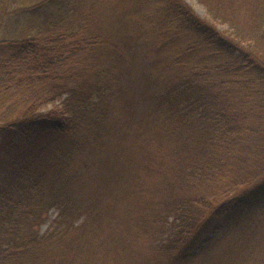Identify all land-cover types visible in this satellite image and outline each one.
I'll list each match as a JSON object with an SVG mask.
<instances>
[{
  "label": "trees",
  "instance_id": "1",
  "mask_svg": "<svg viewBox=\"0 0 264 264\" xmlns=\"http://www.w3.org/2000/svg\"><path fill=\"white\" fill-rule=\"evenodd\" d=\"M116 1L0 0V264H118L85 177L122 235L149 239L147 264L205 259L264 214V0H204L230 33L153 0L165 83L126 130L111 97L126 47L103 28ZM245 231L215 264H249Z\"/></svg>",
  "mask_w": 264,
  "mask_h": 264
},
{
  "label": "rangeland",
  "instance_id": "2",
  "mask_svg": "<svg viewBox=\"0 0 264 264\" xmlns=\"http://www.w3.org/2000/svg\"><path fill=\"white\" fill-rule=\"evenodd\" d=\"M101 1L103 5H109L110 0ZM186 1L200 16L212 21L217 29L224 30L227 33L231 32L228 22L222 21L218 17L215 18L213 14L212 16L208 13V7L204 0ZM224 1L227 2L228 0H207V2L217 5L218 9L219 3ZM153 3V0L139 1L138 3L133 0H117L115 4L118 6L110 9L111 13L107 17L104 15V31L109 32L113 39L120 38L119 35H122L126 47V58L129 62V65L126 64L123 67L122 76L118 81H115L112 89L114 93L111 95L115 100L114 105L117 110L113 115V123L115 127L118 126L121 130H126L128 126V123L124 120V114L129 110V107L135 106L134 111L129 113H132L131 116L136 117L144 104L145 97L149 93L158 92L165 83L164 77L160 78V74L164 73L160 58L164 55L158 48V36H156L157 33L152 27L153 22H151L156 15L153 10L155 3ZM218 9L216 10L217 13ZM132 129L134 128L132 127ZM77 166H79V163H77ZM85 178L89 184L81 191L78 199L84 203H91L95 211L102 209L104 212L100 217L108 225L107 232L111 231L113 240L116 242L117 248L111 246L110 248L117 252L118 264H147L153 254L148 243L149 239L141 237L136 241H132V238L122 235L119 228L121 223L117 224L114 215L109 216L105 212V194L96 185L95 177ZM74 193L77 196L76 190ZM55 213V209L49 211L47 219L40 224L41 231L49 226ZM242 230H246L247 234L244 247L240 251L244 254L246 251L251 250L252 256L249 264H264V214L256 219L240 220L237 223L232 222L228 228L222 230L223 237H220L222 240L215 245V249L207 254L205 259L201 258L190 264H215L218 251L232 237L240 234Z\"/></svg>",
  "mask_w": 264,
  "mask_h": 264
}]
</instances>
